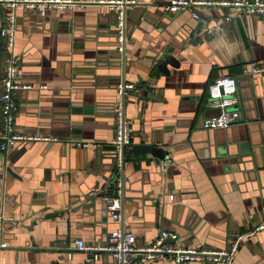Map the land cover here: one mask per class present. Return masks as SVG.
Wrapping results in <instances>:
<instances>
[{"label":"crops","instance_id":"0c3cea01","mask_svg":"<svg viewBox=\"0 0 264 264\" xmlns=\"http://www.w3.org/2000/svg\"><path fill=\"white\" fill-rule=\"evenodd\" d=\"M169 1L137 0L127 8L123 53L106 6L51 8L43 16L17 8V79L31 87L15 92L14 126L57 141L17 142L0 151V200L13 218L4 224L0 264H83L88 254L74 240L104 243L117 227L132 232L136 245L171 230L179 245L222 249L233 233L264 219V73L249 70V62L264 60V19L219 6L167 15L162 6ZM7 12L0 5V26ZM167 50L176 60L167 74L152 71L154 58ZM6 59L0 38V89ZM223 75L237 81L242 123L205 129L203 120L219 113L207 104V87ZM122 79L136 88L124 104L132 144L120 173L116 222L101 196L115 177L114 150L106 146ZM141 144L168 155L134 153ZM90 264L114 260L100 252ZM232 264H264V230L240 243Z\"/></svg>","mask_w":264,"mask_h":264},{"label":"built area","instance_id":"2783aa9c","mask_svg":"<svg viewBox=\"0 0 264 264\" xmlns=\"http://www.w3.org/2000/svg\"><path fill=\"white\" fill-rule=\"evenodd\" d=\"M137 0H0V5L8 8L6 23L0 26V38L4 40L7 51V59L1 79L0 89V151H6L17 142L27 141H57L50 135L29 134L19 132L15 129V113L17 102L15 92L18 89H28L30 84L19 82L17 79L19 61L15 54L16 37V10L19 7L36 11L43 16L46 10L55 8L62 9L86 4L103 5L112 10L115 17V41L117 50L124 51L126 37V10L129 6L137 5ZM203 6H219L232 8L235 12L247 15H257L264 19V0H170L162 6L166 13ZM194 18H198L196 12ZM227 17L226 20H229ZM208 33L211 30H207ZM249 70L253 74L264 73V60L249 62ZM136 88L132 82L124 79L116 84L117 99L114 104V136L111 145L114 150L115 177L111 182L112 189H106L101 196L106 211L113 221L120 222L122 219L121 198L122 178L120 173L124 163L125 149L132 144V133L130 121L125 116V98ZM237 81L229 75L219 76L213 79L207 87V104L218 108L219 113L215 116L205 118L202 126L205 129H224L232 125L242 123L241 112L237 105ZM70 143L79 148L97 146V143L89 141L70 140ZM113 185V186H112ZM172 199L173 195H169ZM12 217H6L0 204V247H6L3 239L4 224L12 221ZM264 230V219L258 224L231 235L225 248H210L202 243L190 247L176 243L178 234L171 230H160L157 236L150 242L136 245V237L132 232L125 231L121 227L113 229L104 243H85L82 239H75L76 248L87 252L83 264H90L99 259L100 252H108L114 264H138L139 262L152 260H170L173 264H186L193 260H206L213 264H232L240 243L244 239Z\"/></svg>","mask_w":264,"mask_h":264},{"label":"water","instance_id":"95a60500","mask_svg":"<svg viewBox=\"0 0 264 264\" xmlns=\"http://www.w3.org/2000/svg\"><path fill=\"white\" fill-rule=\"evenodd\" d=\"M167 15H170L171 13H166ZM175 58L171 55L170 51H165L162 54L156 56L154 58V63L152 66V71L156 68L159 69L160 71L164 72L167 74L168 69H167V65H173L174 64ZM102 148H105V146H103ZM107 149H114L113 146L107 145L106 146ZM134 153H138V154H151L155 157H158L160 159H163L165 157H167L168 152L163 150L162 148H159L155 145L152 144H141V145H137V146H133L132 148ZM1 163L3 164L4 162L1 161ZM1 200H0V204H1Z\"/></svg>","mask_w":264,"mask_h":264}]
</instances>
